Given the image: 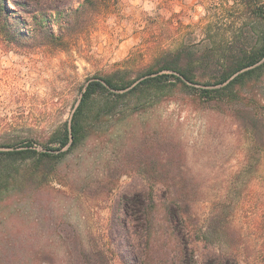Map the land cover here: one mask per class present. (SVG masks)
I'll return each mask as SVG.
<instances>
[{
  "label": "rangeland",
  "instance_id": "rangeland-1",
  "mask_svg": "<svg viewBox=\"0 0 264 264\" xmlns=\"http://www.w3.org/2000/svg\"><path fill=\"white\" fill-rule=\"evenodd\" d=\"M83 2L3 0L19 35L16 44L0 36V151L23 154L0 162V264H70L90 249L128 264L145 240L122 234L124 199L143 192L155 214L164 201L188 202L200 259L264 264V148L227 107H211L194 89L177 84L115 107L99 99L84 138L53 157L57 131L90 79L115 70L134 79L186 40H229L242 23L262 38L264 18L241 0H89L73 23ZM48 29L66 42H53ZM231 105L264 116V73Z\"/></svg>",
  "mask_w": 264,
  "mask_h": 264
},
{
  "label": "trees",
  "instance_id": "trees-1",
  "mask_svg": "<svg viewBox=\"0 0 264 264\" xmlns=\"http://www.w3.org/2000/svg\"><path fill=\"white\" fill-rule=\"evenodd\" d=\"M88 2L89 0H84L80 7L73 11V23H76V19H81ZM23 3L27 4L24 1ZM261 3V0H241L245 10L256 17L264 18V7H261ZM55 10H51L52 14ZM9 12L3 0H0V36L3 41L16 44L14 40L19 32L10 21ZM67 25L69 27L72 22L69 21ZM48 32L50 38L54 39L53 42H66L65 34L55 36L51 29H48ZM46 44L48 45V42ZM263 73L264 37L261 38L255 33V28L248 23H242L229 40L215 41L205 37L200 46L186 40L176 50L166 51L155 57L145 71L134 79L129 78V71L126 70H115L102 77L90 79L81 93L70 124L57 131L54 143L57 144L55 151L59 153L53 157L62 158L84 138L86 123L99 99L107 100L105 107H115L122 99H132L138 94L139 97L148 96L152 90L161 92L177 84L194 89L198 92V97L213 108L227 107L239 126L251 133L256 147L264 148L262 113L250 105L243 108L231 105V101L237 97V89L261 78ZM205 77L208 81L199 80ZM187 84L203 85L205 88H194ZM225 97L230 100L229 104L225 103ZM21 154V151H0V162L5 157ZM44 156L51 157L48 154ZM135 197L138 199L134 200ZM166 202L161 203V210H157L158 213L156 211L155 214L156 203L146 193L125 197V223L122 228L126 233L122 234H126L127 241L133 235L145 240L139 251H129L128 264H219L220 256L210 254L203 260L196 256L192 247L191 231L188 229V202L184 199L170 201L168 204ZM154 239L159 240L162 246H154L151 242ZM17 255L21 256V252ZM72 258L70 264H108L105 253L95 249L81 250L77 256L72 254Z\"/></svg>",
  "mask_w": 264,
  "mask_h": 264
}]
</instances>
